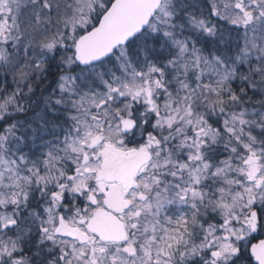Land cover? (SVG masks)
<instances>
[{
	"label": "snow or ice",
	"instance_id": "snow-or-ice-1",
	"mask_svg": "<svg viewBox=\"0 0 264 264\" xmlns=\"http://www.w3.org/2000/svg\"><path fill=\"white\" fill-rule=\"evenodd\" d=\"M0 264H264V0H0Z\"/></svg>",
	"mask_w": 264,
	"mask_h": 264
},
{
	"label": "flooded vegetation",
	"instance_id": "flooded-vegetation-1",
	"mask_svg": "<svg viewBox=\"0 0 264 264\" xmlns=\"http://www.w3.org/2000/svg\"><path fill=\"white\" fill-rule=\"evenodd\" d=\"M41 87H43L42 85H41ZM39 95H40V89L38 88L37 89V91H36V96L37 97H39ZM34 99H35V97H34ZM34 111H39V105L34 109ZM32 113H29V115H31Z\"/></svg>",
	"mask_w": 264,
	"mask_h": 264
},
{
	"label": "rangeland",
	"instance_id": "rangeland-1",
	"mask_svg": "<svg viewBox=\"0 0 264 264\" xmlns=\"http://www.w3.org/2000/svg\"><path fill=\"white\" fill-rule=\"evenodd\" d=\"M9 80H10V77H9ZM42 86H44V85H42Z\"/></svg>",
	"mask_w": 264,
	"mask_h": 264
}]
</instances>
